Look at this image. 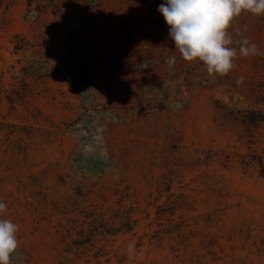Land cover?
Masks as SVG:
<instances>
[{
	"label": "rangeland",
	"instance_id": "1",
	"mask_svg": "<svg viewBox=\"0 0 264 264\" xmlns=\"http://www.w3.org/2000/svg\"><path fill=\"white\" fill-rule=\"evenodd\" d=\"M162 2L0 8L11 264H264V15L228 29L262 54L209 76L175 50Z\"/></svg>",
	"mask_w": 264,
	"mask_h": 264
},
{
	"label": "clouds",
	"instance_id": "2",
	"mask_svg": "<svg viewBox=\"0 0 264 264\" xmlns=\"http://www.w3.org/2000/svg\"><path fill=\"white\" fill-rule=\"evenodd\" d=\"M157 11L169 27L168 36L185 62L200 61L209 76H225L238 57L261 55L258 46L244 38L232 47L230 22L242 11L264 15V0H163ZM174 61V58H173ZM243 82L241 77L237 84ZM7 205L0 202V213ZM18 225L0 219V264H11L18 247Z\"/></svg>",
	"mask_w": 264,
	"mask_h": 264
},
{
	"label": "trees",
	"instance_id": "3",
	"mask_svg": "<svg viewBox=\"0 0 264 264\" xmlns=\"http://www.w3.org/2000/svg\"><path fill=\"white\" fill-rule=\"evenodd\" d=\"M6 1L7 0H0V8L3 7V6H6ZM24 50V45H20V44H16L15 45V51H22ZM264 120V118H257V119H252L250 122H257V121H262Z\"/></svg>",
	"mask_w": 264,
	"mask_h": 264
}]
</instances>
